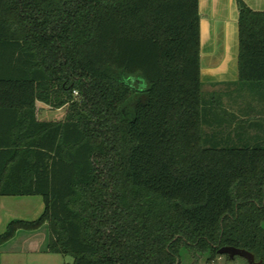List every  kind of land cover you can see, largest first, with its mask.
Returning <instances> with one entry per match:
<instances>
[{"label":"trees","instance_id":"obj_1","mask_svg":"<svg viewBox=\"0 0 264 264\" xmlns=\"http://www.w3.org/2000/svg\"><path fill=\"white\" fill-rule=\"evenodd\" d=\"M237 4L240 115L203 91L200 0H0V197L45 205L0 245L48 224L73 264L264 261V12Z\"/></svg>","mask_w":264,"mask_h":264},{"label":"crops","instance_id":"obj_2","mask_svg":"<svg viewBox=\"0 0 264 264\" xmlns=\"http://www.w3.org/2000/svg\"><path fill=\"white\" fill-rule=\"evenodd\" d=\"M253 11L264 12V0H244ZM201 70L206 77L235 75L233 62L237 52L236 0H200ZM237 81H207L211 85L228 86ZM35 197H0V211L7 209L6 220L0 214V235L15 219L35 220L44 212L43 199ZM0 212V213H1ZM50 229L45 224L35 231L19 230L14 238L0 245V264H73L67 256L49 252ZM220 258L211 264H220ZM228 263L235 264L233 260Z\"/></svg>","mask_w":264,"mask_h":264},{"label":"rangeland","instance_id":"obj_3","mask_svg":"<svg viewBox=\"0 0 264 264\" xmlns=\"http://www.w3.org/2000/svg\"><path fill=\"white\" fill-rule=\"evenodd\" d=\"M226 85H228V86H221V85L215 86V85L208 84L207 82H204L203 91L206 92L207 94L213 93V92H222L224 94L226 92L231 93L234 89H236V93L234 94L235 96H237V94H238V97H239V94H241V97H244L245 94H248L245 91V88H242L239 90L238 89L239 87L236 88L235 86H233L234 84H226ZM239 92H241V93H239ZM241 99H243V98H241ZM241 99L234 101V100H232V98H230L226 94H224L223 104L229 110H232L235 113L240 115L239 107L245 108V107H247L246 103H248V98L244 101ZM255 106H256L255 109H257V110L262 108L258 104H256ZM66 114H67V107H64L61 109H54V108H51L50 106L42 104V103L38 104V117L40 120L61 121L66 117ZM250 115H251L250 119L256 120V117L258 114H257V111H255V112L253 111V112H250ZM210 131H211V129H210ZM37 198L40 200L42 199L41 197H37ZM0 214H2L3 219L6 220V217L8 216L7 209L2 211ZM67 259H69V261H72V262L74 261L73 257H71V256H67ZM207 259H208V255H202L201 253L193 255V254L187 253L186 251H183L182 257H181V264H207ZM220 259H221L220 264H231V263L227 262L228 259L226 256H222V257H220ZM233 261H235V262H232V263H235V264H247V262L240 257H237Z\"/></svg>","mask_w":264,"mask_h":264},{"label":"water","instance_id":"obj_4","mask_svg":"<svg viewBox=\"0 0 264 264\" xmlns=\"http://www.w3.org/2000/svg\"><path fill=\"white\" fill-rule=\"evenodd\" d=\"M236 7H237V23H236V28H237V52H236V58L235 61L232 63L233 66L235 67V75L233 74L231 77H218L215 79L206 77L205 74H207L206 70H201V80L202 82H207L210 80H214V81H239L240 79V64H239V60H240V26H239V18H240V14H239V9H238V4H237V0H236ZM256 12H262V11H256ZM201 66H202V62H201ZM219 254L220 255H227L229 256V258L231 260L236 259L237 257H240L244 260L247 261L248 264H264L263 260L257 261L256 260V256L251 253L250 251L246 250V249H240V248H236V247H223L219 250Z\"/></svg>","mask_w":264,"mask_h":264}]
</instances>
